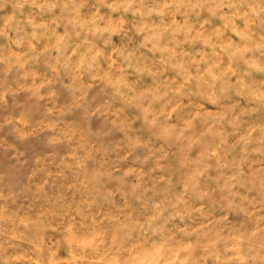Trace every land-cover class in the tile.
Instances as JSON below:
<instances>
[{"label":"clouds","instance_id":"9594fccd","mask_svg":"<svg viewBox=\"0 0 264 264\" xmlns=\"http://www.w3.org/2000/svg\"><path fill=\"white\" fill-rule=\"evenodd\" d=\"M0 264H264V0H0Z\"/></svg>","mask_w":264,"mask_h":264}]
</instances>
